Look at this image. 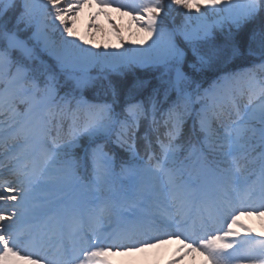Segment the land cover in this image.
I'll use <instances>...</instances> for the list:
<instances>
[{
  "label": "snow or ice",
  "instance_id": "snow-or-ice-1",
  "mask_svg": "<svg viewBox=\"0 0 264 264\" xmlns=\"http://www.w3.org/2000/svg\"><path fill=\"white\" fill-rule=\"evenodd\" d=\"M172 239L169 264H264V0H0V264Z\"/></svg>",
  "mask_w": 264,
  "mask_h": 264
},
{
  "label": "rangeland",
  "instance_id": "rangeland-1",
  "mask_svg": "<svg viewBox=\"0 0 264 264\" xmlns=\"http://www.w3.org/2000/svg\"><path fill=\"white\" fill-rule=\"evenodd\" d=\"M98 11L95 7L88 8L85 7L79 14L77 24L75 25V30L78 35L84 36L89 39L92 43L96 44L100 41L102 44V50H104V45H108L109 49L112 50L111 46L116 45L119 41L116 38L113 30L110 31L109 36L104 41L102 40V34L104 29H112L109 20L101 14L93 22L99 25V28H88L90 13ZM111 16L116 25H118L122 31L124 38V47H131L132 41H140L145 39V34L138 29V27L131 23L130 17L121 16L120 13L115 12L114 9L109 10ZM150 43V41H149ZM146 46V45H144ZM244 223L250 225L252 228L256 229L257 232L261 231V221L255 217L243 218ZM178 247V241L175 239L170 240L167 244L161 245L157 248L147 249L145 252L133 253L128 256L116 255L112 257L113 264H169V261L176 258L178 253L176 249ZM203 257L198 253L189 254L184 258L180 264H202Z\"/></svg>",
  "mask_w": 264,
  "mask_h": 264
},
{
  "label": "trees",
  "instance_id": "trees-1",
  "mask_svg": "<svg viewBox=\"0 0 264 264\" xmlns=\"http://www.w3.org/2000/svg\"><path fill=\"white\" fill-rule=\"evenodd\" d=\"M112 29H104L103 30V34H102V40H106L107 39V37L109 36V34H110V31H111ZM96 44H98V45H100V49H98V50H101L102 51V44H100V41L98 42V43H96Z\"/></svg>",
  "mask_w": 264,
  "mask_h": 264
}]
</instances>
